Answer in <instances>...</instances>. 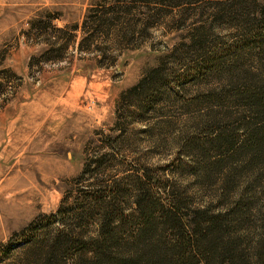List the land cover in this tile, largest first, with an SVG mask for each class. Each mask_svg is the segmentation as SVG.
<instances>
[{"label":"rangeland","instance_id":"1","mask_svg":"<svg viewBox=\"0 0 264 264\" xmlns=\"http://www.w3.org/2000/svg\"><path fill=\"white\" fill-rule=\"evenodd\" d=\"M233 9L0 0V264H38L31 231L92 233L111 197L131 211L143 180L186 185L192 204L215 203L231 181L237 196L242 184L211 163L209 144L216 125L237 123L232 71L260 65L255 50H236Z\"/></svg>","mask_w":264,"mask_h":264},{"label":"trees","instance_id":"2","mask_svg":"<svg viewBox=\"0 0 264 264\" xmlns=\"http://www.w3.org/2000/svg\"><path fill=\"white\" fill-rule=\"evenodd\" d=\"M210 4L234 7L241 18L236 50L248 47L260 57L254 69L232 71L226 95L234 97L237 109L228 113L237 123L216 125L209 140L211 163H226L220 168L242 184L239 193L229 199L231 181L220 186L223 198L215 203L192 204L186 185L143 180L133 209L105 200L88 235L64 226L28 233L24 244L38 247V264H264V0ZM88 212L75 218L87 219Z\"/></svg>","mask_w":264,"mask_h":264},{"label":"bare ground","instance_id":"3","mask_svg":"<svg viewBox=\"0 0 264 264\" xmlns=\"http://www.w3.org/2000/svg\"><path fill=\"white\" fill-rule=\"evenodd\" d=\"M27 138V137H26ZM13 144V143H12ZM13 147V146H12ZM6 152V151H5ZM8 153V152H7ZM54 173V172H53ZM12 182V179L11 180H9L7 183H6V185H8V184H10ZM5 185V186H6ZM11 186V185H10Z\"/></svg>","mask_w":264,"mask_h":264}]
</instances>
